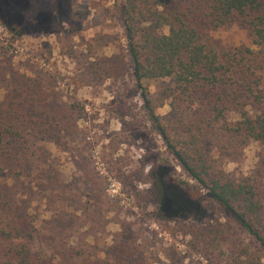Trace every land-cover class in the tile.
I'll return each instance as SVG.
<instances>
[{"label":"rangeland","instance_id":"1","mask_svg":"<svg viewBox=\"0 0 264 264\" xmlns=\"http://www.w3.org/2000/svg\"><path fill=\"white\" fill-rule=\"evenodd\" d=\"M132 3L149 21L135 19L134 32L164 23L150 11L185 15L218 54L226 72L219 89L185 95L170 80L143 84L178 148L195 136L213 171L256 185V226L264 229V146L224 129L238 118L233 99L246 104L250 86L264 82V46L245 26L211 30L204 0H174L165 9L154 0H0V15L10 12L0 18V100L25 103L35 120L53 123L26 133L31 158L8 175L12 192L35 213L34 248L46 262L73 264H264L260 243L206 196L197 199L203 210L192 219L160 213L161 197H185L183 182H197L151 121L133 75L123 25L124 16H135ZM4 20H15L23 34ZM212 101L214 119L206 112Z\"/></svg>","mask_w":264,"mask_h":264},{"label":"trees","instance_id":"2","mask_svg":"<svg viewBox=\"0 0 264 264\" xmlns=\"http://www.w3.org/2000/svg\"><path fill=\"white\" fill-rule=\"evenodd\" d=\"M154 1L165 9L174 0ZM204 2L208 6L203 21L211 30L230 27L239 22L245 26L255 45L264 46V0H204ZM131 11L135 12V16H124L123 25L133 61V75L138 88L142 91L148 115L179 165L197 182L195 186L183 182L184 189L189 194L185 197L181 195L161 197L160 213L166 215V219H192L202 214L203 209L197 199L206 196L264 249V229L256 226V222L262 221L261 199H258L256 185L249 179H235L224 170L213 171L205 154L196 146L195 136L194 141L190 143L180 142L182 145L178 148L173 136L162 125L160 116L155 113L150 94L143 84L145 80H170L175 84V88L179 89V93L185 95H191L194 89H219L226 83L225 66L220 62L216 51L204 42L202 29L197 24L187 21L188 17L185 15L171 14L166 18L159 10L150 11V16L164 23L153 24L154 20L148 28H140L134 32L131 23L135 19L139 24L143 19L149 21L135 3H132ZM5 12L6 14L0 15L1 19H4L5 15L6 18L10 16L9 10ZM127 14L129 15V12ZM4 21L16 36L23 34L22 26L18 29L15 20ZM162 26H169L168 34L160 32ZM33 30L39 33L35 26ZM248 92L246 104H241L236 98L233 99L231 111L238 118L227 122L224 129L233 137L253 140L264 146V82L261 86L258 80V84H252ZM10 101L0 100V264H73L74 262H65L63 258L60 262H46V256L42 257L34 248L35 241L39 239L35 213L23 206L20 196L12 192L14 185L9 186L7 183L10 179L8 175L24 170L31 158L30 147L26 144V133L33 130L37 134L46 126H53V123L46 119L35 120L33 112L28 111L29 105L13 99ZM212 102L213 104L207 105L206 112L214 119L218 106L216 101ZM221 110L225 111V108ZM197 122L202 123V120Z\"/></svg>","mask_w":264,"mask_h":264}]
</instances>
